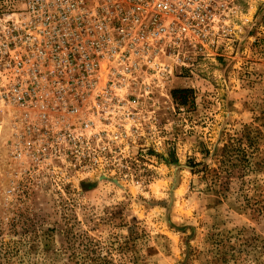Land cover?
<instances>
[{
    "label": "rangeland",
    "instance_id": "1",
    "mask_svg": "<svg viewBox=\"0 0 264 264\" xmlns=\"http://www.w3.org/2000/svg\"><path fill=\"white\" fill-rule=\"evenodd\" d=\"M243 4L238 43L70 182L25 177L0 104V264H264V0Z\"/></svg>",
    "mask_w": 264,
    "mask_h": 264
},
{
    "label": "built area",
    "instance_id": "2",
    "mask_svg": "<svg viewBox=\"0 0 264 264\" xmlns=\"http://www.w3.org/2000/svg\"><path fill=\"white\" fill-rule=\"evenodd\" d=\"M244 1L0 0V104L19 120L12 160L26 178L70 182L62 170L124 154L177 78L238 43Z\"/></svg>",
    "mask_w": 264,
    "mask_h": 264
},
{
    "label": "trees",
    "instance_id": "3",
    "mask_svg": "<svg viewBox=\"0 0 264 264\" xmlns=\"http://www.w3.org/2000/svg\"><path fill=\"white\" fill-rule=\"evenodd\" d=\"M237 150H238V149H237ZM239 150H240V148H239ZM245 161H246V159H243V160H242V163L245 162Z\"/></svg>",
    "mask_w": 264,
    "mask_h": 264
}]
</instances>
